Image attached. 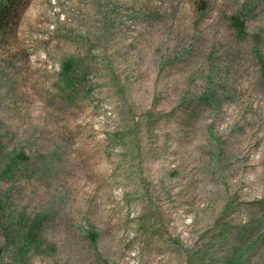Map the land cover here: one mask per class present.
<instances>
[{
  "label": "rangeland",
  "instance_id": "1",
  "mask_svg": "<svg viewBox=\"0 0 264 264\" xmlns=\"http://www.w3.org/2000/svg\"><path fill=\"white\" fill-rule=\"evenodd\" d=\"M260 57L264 0H21L0 264H264Z\"/></svg>",
  "mask_w": 264,
  "mask_h": 264
},
{
  "label": "trees",
  "instance_id": "2",
  "mask_svg": "<svg viewBox=\"0 0 264 264\" xmlns=\"http://www.w3.org/2000/svg\"><path fill=\"white\" fill-rule=\"evenodd\" d=\"M20 1L21 0H7L6 4L0 5V29L4 28L5 24H7V22L10 20L11 15L16 11L17 5ZM231 23L238 36L245 35V25L240 17H232ZM260 61L263 64L264 68V59L262 57H260ZM88 240L94 243L96 240V236L94 234H91Z\"/></svg>",
  "mask_w": 264,
  "mask_h": 264
},
{
  "label": "built area",
  "instance_id": "3",
  "mask_svg": "<svg viewBox=\"0 0 264 264\" xmlns=\"http://www.w3.org/2000/svg\"><path fill=\"white\" fill-rule=\"evenodd\" d=\"M51 29L54 30V27H51ZM50 68L55 70V71H59L60 70V66L57 63H51L50 64Z\"/></svg>",
  "mask_w": 264,
  "mask_h": 264
}]
</instances>
